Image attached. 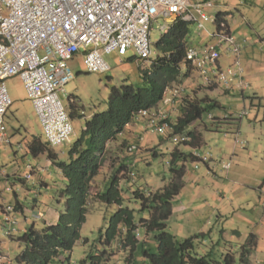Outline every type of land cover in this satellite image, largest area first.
I'll return each mask as SVG.
<instances>
[{
    "label": "trees",
    "instance_id": "trees-1",
    "mask_svg": "<svg viewBox=\"0 0 264 264\" xmlns=\"http://www.w3.org/2000/svg\"><path fill=\"white\" fill-rule=\"evenodd\" d=\"M214 23L216 30H226L225 13L219 12ZM192 25L195 24L191 21L177 19L169 31L161 35L155 43L157 55L151 60L150 67L140 68V84H122L111 88L106 110L92 113L86 121L85 128L71 146L68 161H59L58 154L40 138L29 143L34 156L46 153L52 164L64 175L65 185L61 193L63 208L58 213L56 223L40 229L34 225L29 226L16 238V241L23 245L16 256L17 264H63L64 260L66 262L68 258L62 260L59 257L70 252L81 238L80 230L91 210L92 202H101L106 207L115 205L116 209L106 227L100 232L103 248L96 254H87L79 264H108L112 254L108 252H113L111 248L114 242H117L116 246L120 250L129 251L130 259L133 260L131 264H251L250 247L255 245L253 235L241 245L238 260L232 247L219 259H215L212 250L208 252L207 248H203L201 252V243L206 238V233H198L179 241L168 229L167 220L172 215L173 200L184 186V162L191 157L181 152L178 147L170 152L171 177L161 188L146 192L136 187L134 179H124V183H121L120 175H116L124 169H127L129 177L135 175H131V162L139 151L142 153L143 146L139 145L141 134H138V139L131 137L133 140L127 142L125 158L103 187L94 182L106 159L108 143L118 139L124 131L128 132L129 126H134V117L140 110L157 107L163 101L166 90L193 70L191 62L186 58L190 34L193 32ZM184 94L185 97L183 95L178 102L181 114L174 121H170L171 117L167 115L164 121L169 123L170 129L161 138L171 139L175 134L184 132L190 124L201 119L205 111L216 107L215 103H208L205 98L190 95L186 89ZM74 101L75 98L71 102V116L76 114ZM187 134L191 136L192 141L198 139L194 131ZM132 144L137 146L136 152L128 150ZM93 187L99 190L94 188L92 193ZM132 199L139 202L140 209L147 211V216L140 218V221L135 218V209L125 204ZM22 207L21 202H15L16 210ZM140 227H143L146 233H154V251L147 246L146 238H137L136 232ZM224 242L227 244L229 241ZM200 245L201 247L197 248Z\"/></svg>",
    "mask_w": 264,
    "mask_h": 264
},
{
    "label": "built area",
    "instance_id": "built-area-1",
    "mask_svg": "<svg viewBox=\"0 0 264 264\" xmlns=\"http://www.w3.org/2000/svg\"><path fill=\"white\" fill-rule=\"evenodd\" d=\"M213 5L212 0H0V140L10 142L4 125L12 105L8 78L23 82L45 141L51 147L62 146L73 133L69 110L59 96L62 93L69 99L65 86L74 78L70 60L83 54L86 71L105 73L110 70L107 55L117 52L123 57L132 51L142 64L157 55L151 42L155 23L164 22L159 25L161 35L177 19L191 21L202 31L209 19L207 9ZM207 33L217 41L201 49L189 47L186 53L198 78L205 86H222L227 91L245 87L241 46L225 29ZM224 53L232 56L225 67L220 64ZM184 90L180 85L166 90L170 106L178 104ZM246 114L243 111L236 117ZM166 117L167 113L155 107L140 110L134 122L141 123L146 132L164 135L170 129ZM208 118L214 119L211 114ZM171 140L179 145L192 139L179 133ZM128 150L136 152L137 146L132 144ZM191 156L203 163L211 159V154L198 150ZM221 165L228 169L231 163ZM27 168L30 172L25 178L29 179L34 167L28 164ZM2 209L4 233L11 235L17 229L16 211L10 204ZM136 235L140 237L138 231Z\"/></svg>",
    "mask_w": 264,
    "mask_h": 264
},
{
    "label": "rangeland",
    "instance_id": "rangeland-1",
    "mask_svg": "<svg viewBox=\"0 0 264 264\" xmlns=\"http://www.w3.org/2000/svg\"><path fill=\"white\" fill-rule=\"evenodd\" d=\"M223 11L224 7H219L217 5H214L212 10L207 9L209 19L208 22L204 23L206 29L199 31L197 30L196 25H192L193 27L191 26V30L193 28V32L192 34H190L191 36L189 38V44H191L190 46L201 49L205 46V42H203L205 39L207 40V43L213 42V40L209 38L207 32L214 31V20L217 14ZM237 20L246 26L247 23L242 21L241 15L237 17ZM163 23L164 22L162 20L155 23L154 29L151 32V42L153 44V48H155V43L161 37L159 25ZM133 55L134 53L132 51H129V53L123 57L118 55L117 52H113L107 55L105 58L110 65V70L103 74L88 72L86 71V69L80 67L79 62H77L75 66L73 64L74 69L72 70L74 73V78L65 86V92L70 98L68 99L64 97L62 93H60L59 96L62 100V103L69 110V112H71V99L75 98L74 102L76 105V115H72L71 117L73 133L70 136V141L68 143H64L62 146H56L54 149L52 148L54 152L58 154L59 161H68L71 146L80 136L82 130L85 128L86 121L89 120L91 114L94 112H101L106 110L108 96L113 86L119 87L122 84L141 83L142 79L140 75V68L146 69L150 67L151 62L146 61L139 66V63L134 59ZM176 85H180L184 89H189L188 92L192 96H197L196 94L199 93L202 96H204L205 94H209L210 98L218 99L219 102H222L226 99L223 96L218 98V90L210 93V91L207 89L208 87H206L201 82V80H198V75L195 70H191L187 77L181 78L180 82H177L172 86L174 87ZM6 87L12 100V105L10 106L5 116L4 125L6 128V132L10 134V138L13 140V142H11L12 144H10L9 141L0 142V194H2L6 199L4 202H2L1 200L0 203H4V206L6 204H15V198L12 194V185L8 182V180L6 181L5 179V175H12L13 172H15L13 171V168L15 166L18 167L17 169L21 167V171H23L25 163L26 165L31 164L35 167L36 173H38L39 175H43L44 172H49L53 176L57 173H60V169L52 164L46 153H41L37 156H34L30 151L29 143L33 139L40 138L42 141H45V138L41 133V128L38 123L32 103L26 95L23 82L18 77H11L6 80ZM221 89L219 90L220 92ZM184 92L185 90L183 91L181 97L183 95L185 97ZM178 106L179 104H177L175 107L169 106L170 109L172 108L173 110H175L173 113L168 114V116L171 117L170 121H174L177 116L181 114L179 109L180 107ZM243 111L245 110H235L233 113H228L229 111L225 112L223 111V109L214 107L210 109V111H205L201 119L196 120L194 124L198 125L201 123H209V114H211L213 117H215L214 115L216 114L219 117L228 115L232 118L233 116H236ZM133 125L136 127L134 129L135 131L131 130V132L129 133L127 131H124L122 135L118 137V139L108 143L106 159L103 163L100 173L96 176L99 186H102L103 180L105 178L104 176L109 177L111 175H114L116 169L119 167L118 165L122 163L126 155L125 146L128 144L127 142L131 141L130 139L132 134L136 135L139 131L147 133L141 123H138L137 125L133 123ZM186 129H191V125ZM148 133L149 134H145V139L143 138L144 145L146 143V138L152 139V143L154 140L159 141V139L162 137V135L160 134L159 138V135L156 133V135L150 132ZM183 133H187V131L185 130ZM164 138L165 137L161 138L160 140L161 143H164V145L162 148H160L159 151L161 152V154H158V156L153 157L150 153H145L148 150H143L142 153H139V151L134 156V158H132L133 161L131 162V165L135 161V164L131 166V170L135 174L134 176L129 177L127 175V169H124L122 172L116 173V175H120L121 183H124V179H129V181L134 179L136 181L137 188L146 189L149 191L159 188L162 185V182H164V185L169 182V179L171 177L170 163L168 161V159L171 158L170 149H175V147L183 148L184 146L182 145H191V143L189 142L186 144H179L177 146L172 143V138ZM240 140H244L242 136H240ZM156 148L157 147L152 148L151 151L156 152ZM142 149L144 148L142 147ZM205 149L208 148L206 147ZM211 149H213L212 145ZM207 153L211 154L209 152H203L202 154L204 155ZM146 157H149V159L147 160ZM16 160L21 164L17 165ZM111 168H113V170ZM54 180L56 181V183H51V187L48 190H46L44 187L36 186L34 182L35 179L29 180L26 185L19 186V188L21 189L19 191L20 202L28 209H30V211L32 210L29 214L30 219L32 217H36L37 215L36 211L32 209L35 200H38V206L40 210L43 211L48 217L49 213L59 212L63 208L61 193L64 183L61 180H58L57 177ZM6 187H9L11 190L6 191ZM185 187L190 188V182L189 184H185ZM94 188L95 187H93L92 193H94ZM181 195H183L184 200L189 198V194H184V192ZM93 203L94 202H92L90 206L91 210H89L86 216V221L81 227V238L75 243L73 249L70 252L63 253L62 256H60V259L68 258L66 262H63V264H79V262L87 256V254H96L103 248L100 241V232L103 231V229L106 227V224L109 218L112 216L114 210L116 209V206L111 205L109 207H106L101 202L94 204ZM125 204L129 205L130 208L135 209V218L137 221H140V218L147 216V211H143L142 209H140L139 202L135 201L134 199L126 201ZM195 206H199V203L197 202ZM1 208L2 206L0 207V210ZM202 212L205 214L208 213L204 208ZM214 214L215 217L212 221L205 223L204 228L197 230L195 223L198 219V216H190L189 212L187 214L185 212H177L172 218H170V220H168L167 223L168 226L172 228L171 232L176 235L179 241H183L187 237L198 233H206V238L203 239V242L201 243L202 247L201 245L197 246V248L201 247V252L203 248H207L206 250H208V252L213 251V256L215 259H219L222 254L226 253L228 249H231L232 247L234 250L233 254L238 260L240 247L243 243H239L238 245H236L232 241V244H226L224 241H231L227 239L230 238L229 232H222V225L221 227H219L218 215L216 212ZM38 217L39 218L37 220H40V217H44V214L39 211ZM231 218L233 217H230L229 219L231 220ZM234 219L235 218L231 220L232 223L234 222ZM239 222L240 224H243V222H241L240 220ZM18 223L19 220L17 224ZM232 228L234 229V227ZM17 230L18 229H16L13 234L8 235L6 238L4 237L2 227L0 228V264H17L16 256L19 253L17 245L8 240L10 239L16 241V238L14 236ZM139 230L140 233L145 236L143 227H140ZM229 230L231 232V229ZM151 233H148L147 235H150L149 239L147 240V244L149 247L153 248L152 251H154L156 243L154 238L152 239ZM232 233L233 231L230 234ZM116 245L117 242H114L113 247L111 248L113 252H108L112 254L107 263L131 264L133 260L130 259L129 251H122ZM1 255L3 256V258Z\"/></svg>",
    "mask_w": 264,
    "mask_h": 264
},
{
    "label": "crops",
    "instance_id": "crops-1",
    "mask_svg": "<svg viewBox=\"0 0 264 264\" xmlns=\"http://www.w3.org/2000/svg\"><path fill=\"white\" fill-rule=\"evenodd\" d=\"M212 2L214 5L224 7L223 13H225L227 21L226 30L231 33L235 41L241 46V63L244 70L243 79L247 85L243 88L236 87L231 91L225 90L222 86L208 87L207 89L210 93L218 90V98L223 96L227 99V101L225 99L222 102H219L218 99L210 98L209 94L202 96L198 93L196 95L199 98H205L208 103H215L216 108L223 109L225 112L229 111L228 113H233L235 110L242 111L243 109L248 111L243 117L233 116L229 119H223V117L215 114L214 116L220 118L219 120L208 118L209 123L195 125L194 121L190 124L191 129H187L186 131H194L198 139L195 141L191 140V145H182L184 147H178V149L189 155L195 150L201 151L202 153L209 152L211 153V159L203 163L189 157L188 161L184 162V186L179 196H176L173 200L172 215L170 218L177 212H185L186 214L189 212L190 216L197 215L198 219L195 223L197 230L204 228L205 223L212 221L215 217L214 213L216 212L219 227L222 225V232H229L230 238L227 239L231 241L227 244H232V241L236 245L239 243L244 244L249 236H255V245L250 247V261L251 264H264V0H212ZM213 7L209 10H212ZM239 15H241L242 21L247 23L246 26L237 20ZM214 30H216V25ZM211 39L213 42L210 43L217 41L215 38ZM206 41L205 39L203 42L208 44ZM231 61L232 56L224 53L220 64L225 67ZM77 62H79L81 68L85 69L83 54H79L69 61L72 69H74L73 64L75 66ZM183 78L185 77L183 76ZM220 89L221 92L219 91ZM188 90L186 89V92ZM168 96V94H165L163 98V101H165H162L163 103L160 102L156 107L157 109H162L167 114L175 111L169 108ZM134 123L135 125L138 124L136 122ZM129 127L130 130H128V133L131 130L135 131V126ZM6 133L10 139V144H12L11 142L13 140L10 138V134L8 132ZM138 134L142 135L139 139V145L143 146L144 149L141 151L148 150L145 153H150L153 157L161 154L159 150L163 147L164 143H161L160 135V142L154 140L151 143L152 139L146 138L144 145L143 138L145 134L149 133L139 131ZM138 134H132L131 137L135 139L138 137ZM238 136L239 138L242 136L244 140L237 142L236 137ZM0 142L2 141L0 140ZM211 145L213 149H211ZM154 147H157L156 152L151 151ZM206 147L208 149H205ZM170 150L172 151L173 149ZM146 159L148 160L149 157H146ZM225 162L231 163L228 169H224L221 165ZM16 164L20 165L21 163L16 160ZM134 164L135 161L132 165ZM17 168L16 166L13 168L15 172L12 175H5V179L12 185V194L15 202H20L19 191L21 189L19 186L27 184L28 181H24L23 177L28 173L29 169L26 167V163L23 171H21V167L19 169ZM111 169L113 170V168ZM56 177L65 185L64 175L61 170L60 173L54 176L49 172H44L43 175H39L35 170L29 180L35 179L36 186H41L48 190L51 187V183H56L54 180ZM104 177L102 185L109 178L108 176ZM94 182L96 183L97 179H94ZM189 182L191 187H185V184H189ZM163 185L164 182H162L159 188L163 187ZM95 189L99 190L96 187ZM144 190L148 191L146 189ZM183 192L184 194H189L188 199H183V195H181ZM1 200L2 202L6 200L2 194H0V202ZM197 202L199 206H195ZM38 203V200H35L32 209L36 211V214L38 211L44 214V217H40V220H37L39 218L38 215L30 219L29 214L32 210L30 211L25 205L19 210V213H16L19 223L16 227L18 230L14 236L15 238L22 234L29 226L34 225L35 228L40 229L43 226L56 223L59 212H51L48 214V217L40 210ZM3 204L0 203V207ZM202 207L206 209L207 214L202 212ZM3 217L4 214L1 209L0 228L2 227V229L4 225ZM230 217L235 218L233 223L231 222L233 218L230 220ZM239 220L243 224H240ZM168 229L171 230L172 228L168 226ZM229 229H231V232L233 231L232 234H230ZM147 235L148 233L146 232V237L141 234L140 240L145 238L148 240L150 235ZM151 236L153 239V233H151ZM4 237L7 238L5 235ZM8 240L17 245L20 253L23 245L15 240Z\"/></svg>",
    "mask_w": 264,
    "mask_h": 264
},
{
    "label": "clouds",
    "instance_id": "clouds-1",
    "mask_svg": "<svg viewBox=\"0 0 264 264\" xmlns=\"http://www.w3.org/2000/svg\"><path fill=\"white\" fill-rule=\"evenodd\" d=\"M152 59H154V58H152ZM152 59H150V60H148V61L151 62ZM145 62H146V61H145ZM142 64H143V63H142ZM140 65H141V64H139V66H140ZM101 74H103V73H101ZM165 93H166V92H165ZM164 96H165V94H164ZM69 98H70V97H69ZM71 102H72V99H71ZM69 113H70V112H69ZM167 115H168V114H167ZM70 116H71V114H70ZM71 117H72V116H71ZM90 117H91V116H90ZM41 133H42V132H41ZM182 133H183V132H182ZM191 139H192V138H191ZM44 142H46V141H44ZM190 142H191V141H190ZM46 143H47V142H46ZM187 143H189V142H187ZM47 144H48V143H47ZM183 144H186V143H183ZM48 145H49V144H48ZM177 146H178V145H177ZM50 147H51V146H50ZM51 148L54 149L55 147H51ZM191 157H192V156H191ZM169 163H170V162H169ZM27 165H28V164H27ZM27 165H26V167H27ZM32 166H33V165H32ZM33 167H34V166H33ZM35 170H36V169H35V167H34V170L31 172V177H32V174H33V172H34ZM28 172H30V171H28ZM133 174H134V173H133ZM31 177H30V178H31ZM30 178H29V179H30ZM23 179H24V181H29V179H26V178H25V175H24ZM7 188H9V187H6V189H5L6 191L11 190L10 188L7 190ZM143 190H144V189H143ZM144 191H145V190H144ZM146 192H149V191H146ZM147 194H148V193H147ZM6 205H8V204H6ZM6 205H5V206H6ZM13 206H14V209H15V204H14ZM3 207H4V205H2V208H3ZM2 208H1V209H2ZM19 210H20V209H19ZM19 210H16V209H15L16 213H19ZM2 212H3V209H2ZM16 213H15V214H16ZM37 215H38V214H37ZM137 231H138L139 234H140V230H137ZM3 232H4V230H3ZM4 235H5V233H4ZM5 236H8V235H5ZM140 237H141V234H140ZM140 237H137V238L140 239ZM0 241H1V240H0ZM59 258H60V257H59ZM64 259H65V258H64ZM64 259H62V260H64ZM64 261H65V260H64Z\"/></svg>",
    "mask_w": 264,
    "mask_h": 264
}]
</instances>
